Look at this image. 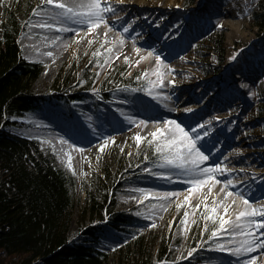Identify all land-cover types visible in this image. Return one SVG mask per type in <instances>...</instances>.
I'll use <instances>...</instances> for the list:
<instances>
[{"label":"rangeland","instance_id":"rangeland-1","mask_svg":"<svg viewBox=\"0 0 264 264\" xmlns=\"http://www.w3.org/2000/svg\"><path fill=\"white\" fill-rule=\"evenodd\" d=\"M26 1V0H22ZM11 0H0V39L2 37L4 12ZM79 3V1H76ZM82 2V1H80ZM86 2V0H84ZM113 4V10L106 13V24H101L93 33L86 34L87 25L78 21L66 24L65 31L60 29L42 28L39 25L60 23L59 18L50 14L37 12L18 36L17 42L21 55L30 62L43 65L42 73L33 86V92L50 97V84L58 73L74 66L71 74L76 77L77 84H85L81 73L84 67L90 65V70L98 74L96 89L99 81L113 76L115 71L126 66L124 76L133 78L143 90H117V101L109 103L110 109L98 114L92 103L98 107H105L98 103L96 91L89 92L90 98L71 101L70 103H55L44 105L36 113H26L11 118V124L6 126L9 132L25 137L37 138L43 145L50 147L61 166L74 174L76 186L73 189L74 206L77 214L84 207L87 199L85 186H91L93 179L101 175V162L105 155L114 151H124L122 171L116 174L120 182L117 191L119 201L136 217L151 222L157 235L156 248L162 238L167 248L179 264H245L250 255H256L254 264H264V250L257 249L254 253H243L237 256L211 245L214 242H224L233 238L227 231L213 240L205 235L209 231L203 230L208 223L209 229L218 221H205L201 193L191 197V204L185 202L179 208L177 204L184 201L188 195L190 183L198 179L184 168L168 164L161 159L162 154L156 153L155 161L135 164L138 145L134 134L139 131L145 140L139 145H149L150 133L157 127L153 121L163 122L168 119L177 120L196 129L209 160L200 167L208 164L220 163L226 165L228 172L220 170L215 173L220 181L231 180L229 185L236 195L229 198L232 210H239L242 206L240 196L244 195L256 205H264V149L258 143L264 139L261 123L257 119V102L255 93H264V42L262 34L247 20V0H105ZM34 6L45 5L42 0H31ZM13 5V4H11ZM179 5V7H177ZM233 5L241 9V15L231 18L225 7ZM51 6L46 5L48 10ZM23 12L16 15L17 21H24ZM181 17L183 20L175 28L179 34L173 37L169 26ZM233 24L235 29L230 27ZM111 25V27H109ZM222 25V27H221ZM222 28L224 35V60L220 66V78L210 76L204 78L201 74V62H211L213 57L199 56V51L205 48L206 37L215 29ZM83 28L78 42L75 39L76 29ZM128 28V32H123ZM211 28V29H210ZM179 30V31H178ZM211 32H208L210 31ZM208 32V33H207ZM59 35L61 39L56 43L50 41ZM124 36L123 44L119 38ZM91 39V43L89 40ZM116 41L113 53L107 51L109 44ZM200 44L202 46L198 47ZM139 48V53L136 49ZM39 49V51H37ZM52 52V56L47 53ZM152 52V55H148ZM118 53V56L116 55ZM235 54V58L227 64V56ZM129 57L125 60L124 57ZM140 56L145 59L139 64L135 61ZM159 56L163 60L160 71L164 73V84L156 83L153 87L149 81H157L156 68ZM105 60L108 62L105 63ZM99 62V63H98ZM171 65V67H168ZM147 70V75L143 73ZM136 74V75H135ZM140 77L137 79V77ZM219 78V79H218ZM176 83H171V81ZM245 85H247L245 87ZM216 86V90L214 87ZM228 91L227 95L223 91ZM63 98V97H61ZM191 108L192 111H186ZM98 114L99 117H95ZM220 117V119H217ZM149 123L141 125L140 121ZM208 122V123H206ZM203 126V130L196 125ZM60 137L64 140L61 141ZM105 137H114L103 152L99 144ZM78 148H71V144ZM155 150V143L151 144ZM53 148L56 150L53 151ZM83 149V151H80ZM239 149L240 151H236ZM71 152L72 163L76 171L68 167L67 155ZM99 157V158H97ZM115 167H112L114 170ZM149 171L145 172L144 169ZM168 172L170 176H158L157 172ZM119 178V179H118ZM214 183V182H211ZM116 183L114 184V186ZM223 184H215L212 192L208 193V186L202 190L209 195L208 203H213L212 195L220 193ZM140 189L155 191L178 192L179 197L156 198L154 195L143 199ZM227 191V189H225ZM224 193H220L223 198ZM235 201V203H231ZM199 203V209L194 205ZM165 207L161 208L160 205ZM155 205V207L153 206ZM222 210V209H221ZM187 217V231H185V216ZM77 224L71 221L70 236L76 239ZM197 237L196 251L189 255V244ZM205 238V239H204ZM110 243V241H107ZM97 247L102 248L103 244ZM203 261V263H197ZM109 264H113L109 258ZM173 264V263H169Z\"/></svg>","mask_w":264,"mask_h":264},{"label":"trees","instance_id":"trees-1","mask_svg":"<svg viewBox=\"0 0 264 264\" xmlns=\"http://www.w3.org/2000/svg\"><path fill=\"white\" fill-rule=\"evenodd\" d=\"M247 1V20L262 34L264 42V0ZM9 3L3 7L0 39V264H109V258L113 264H179L174 263L176 259L164 238L156 248L157 235L151 222L125 210L127 206L118 199L117 191L121 188L116 174L123 169L126 152L105 155L101 162L102 174L93 179L91 186H85L86 203L77 214L73 198L74 174L65 170L50 147L39 139L25 138L5 129L12 117L36 113L45 104L51 105L54 99L56 105L84 98L88 101L89 92L98 80V74L88 65L81 73L85 84L80 86L71 74L75 70L71 65L51 82L50 97L34 93L33 86L43 65L24 59L17 39L31 17L38 15L32 11L37 6L31 0ZM39 8L47 11L46 5ZM18 12L24 14L22 23L16 19ZM182 20L183 17L169 26V32L174 29L173 37L179 34L175 28ZM202 36L207 39L204 47L209 53L200 50L199 56L205 58L211 54L213 60L201 62V74L206 79L219 77L224 60L223 30L218 26L210 35L205 33L199 37ZM126 70V66H122L113 76L99 81L96 101L105 107L92 103L98 112L110 109L109 103L118 100L117 90L127 86L143 90L133 78L124 76ZM214 88L216 90V86ZM223 94L227 95L228 91ZM255 95L257 119L264 136V93ZM257 143L264 149V139ZM137 149L134 165L156 160L152 145L141 144ZM71 221L77 224L76 239L70 236ZM197 240L195 237L190 242L191 249L197 247ZM100 243L102 248L97 247Z\"/></svg>","mask_w":264,"mask_h":264},{"label":"snow or ice","instance_id":"snow-or-ice-1","mask_svg":"<svg viewBox=\"0 0 264 264\" xmlns=\"http://www.w3.org/2000/svg\"><path fill=\"white\" fill-rule=\"evenodd\" d=\"M42 2L51 6L47 11L39 8V6L32 9L33 13L40 12L42 14H50L54 19L59 18L60 23L52 24H41L39 27L42 28H52L60 29L65 31L66 24L69 22L78 21L82 25H87L86 34L93 33L101 24H106V13L113 10V4L107 3L105 0H82V2H68V0H42ZM179 7V5H177ZM111 27V25H109ZM222 27V25H221ZM81 31H84L83 28L76 29L75 39L78 42L82 39L79 35ZM123 32L127 33L128 28H124ZM61 37L59 35L55 36L51 43H56ZM91 39L89 43H91ZM120 44L124 42V36L122 35L118 41ZM116 41H113L109 44L107 51L113 53V47ZM39 51V49H37ZM139 53V48L136 49ZM48 56H52V52L47 53ZM118 56V53H116ZM148 55H152V52H149ZM125 60H129V57L125 56ZM145 59L144 56H140L138 60L135 61L136 64H139L141 60ZM157 68L155 70L157 75V81H149V83L155 87L156 83L164 84V73L160 71V66L164 63L162 58L157 56ZM108 61L105 60V63ZM99 63V62H98ZM171 67V65H168ZM147 75V70L143 73ZM140 77L138 76L137 79ZM171 83H176V81H171ZM247 85H245L246 87ZM96 91V89H93ZM186 111L191 112L192 109L188 108ZM220 119V117H217ZM149 122L141 120V125H147ZM153 124H156L157 127L150 133V139L147 140L149 145L155 143V151L161 153V159L166 161L168 164L177 165L181 168H184L188 171L189 174L198 176V179H193L190 183L192 188L187 189L188 195L184 197V201L180 204H177L179 208L183 203L187 202L191 204V197L197 193H201V201L203 202V208L207 209L206 213H202L203 219L205 221L211 220L214 222L218 221V227L215 224L209 229L208 223L203 225L204 231L210 230V235L208 240H213L214 237L220 236L222 233L227 231V234L233 238L239 237V239L227 240L222 243L214 242L211 246L217 249H222L229 253H235L237 256H240L243 253H254L255 250L260 249L264 250V205H256L254 202L249 199L247 196L241 195L240 201L242 206L239 210H232L230 213L231 205L228 202L229 198L236 195L229 185L233 183L231 180L220 181L216 178L215 173L223 170L228 172L229 169L224 164L212 163L208 164L206 167L201 168L200 165L209 160V155L206 154V151H202L203 145L199 143L201 137L199 133L196 132L195 128L189 126L188 128L185 125L177 120L168 119L162 123L159 121H153ZM208 123V122H206ZM197 128L203 130V126L200 124L196 125ZM61 141L64 140L63 137H60ZM114 137H105L104 141L99 144V149L101 152L105 150L107 145L110 142H114ZM134 139L139 145L142 141L145 140V137L141 135L139 131L134 134ZM71 148H78V145L73 143L70 145ZM56 149L53 148V151ZM83 151V149H80ZM236 151H240L237 149ZM99 158V157H97ZM145 159H148V156L145 155ZM68 167L74 172L76 169L72 163V154L71 152L67 155ZM145 172L149 171L148 168L144 169ZM156 175L164 177L170 176L171 173L168 172H157ZM214 182V183H211ZM215 184H223V187L220 189V193H224L223 198H220V193H216L211 196L213 203H208L209 195L203 194V189L205 186H208V193L212 192V188ZM227 189V191H225ZM143 193V199H147L149 196H155L156 198H168V197H179L178 192H168V191H155L153 193L147 189H140ZM231 203H235L232 201ZM155 207V205H153ZM161 208H164L165 205L161 204ZM201 205L199 203L194 205V208L199 209ZM222 209V210H221ZM189 213L185 212V231H187V217ZM200 245L198 244L197 247ZM196 249L193 248L189 251V255L192 252H195ZM257 260L256 255H250L246 260L245 264H254Z\"/></svg>","mask_w":264,"mask_h":264},{"label":"bare ground","instance_id":"bare-ground-1","mask_svg":"<svg viewBox=\"0 0 264 264\" xmlns=\"http://www.w3.org/2000/svg\"><path fill=\"white\" fill-rule=\"evenodd\" d=\"M76 1L80 2L82 0H74V2H76ZM68 2H73V0H68ZM224 9L226 10V13H228V16H230L231 18H236V17L241 15V9L239 7H235L233 5H230V6L228 5ZM230 27L232 29H235V27H233V24H230ZM234 56H235V54H233V53H230V55L228 54V56H227V62L228 63L227 64H229L231 61L234 60V58H235Z\"/></svg>","mask_w":264,"mask_h":264}]
</instances>
